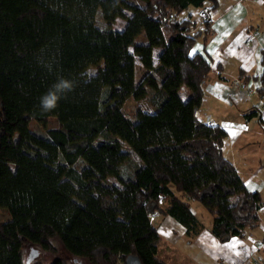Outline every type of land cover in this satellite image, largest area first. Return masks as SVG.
<instances>
[{
	"label": "trees",
	"instance_id": "1",
	"mask_svg": "<svg viewBox=\"0 0 264 264\" xmlns=\"http://www.w3.org/2000/svg\"><path fill=\"white\" fill-rule=\"evenodd\" d=\"M143 1L0 0V208L10 212L0 222V264H28L30 246L54 255L56 240L85 264H124L130 254L141 264H166L151 215L174 217L192 238L203 229L193 200L212 216L220 243L257 226L261 194L246 188L225 157L226 131L197 116L208 56L192 49L210 39L211 20L199 28L191 15L179 17L189 7L210 13L218 0ZM116 17L126 21L121 30L112 28ZM150 22L169 33L157 65L152 44L134 43ZM259 53L256 89L264 100V49ZM41 54L52 71L38 62ZM60 77L75 88L45 112L40 98ZM130 96L148 97L154 112L138 109L130 119ZM52 117L58 128L46 137L29 127H46ZM78 159L87 163L82 171ZM48 264L72 263L56 256Z\"/></svg>",
	"mask_w": 264,
	"mask_h": 264
},
{
	"label": "crops",
	"instance_id": "2",
	"mask_svg": "<svg viewBox=\"0 0 264 264\" xmlns=\"http://www.w3.org/2000/svg\"><path fill=\"white\" fill-rule=\"evenodd\" d=\"M190 8L179 17L191 15L198 22L197 27L202 28L199 23L201 9ZM208 17L211 20L210 39L205 45L199 40L192 49L194 52L205 50L208 56L204 66L203 100L197 116L200 121L218 124L226 131L225 157L234 163L246 188L262 196L259 222L255 228L246 229L243 238L233 236L220 243L211 232L212 216L204 207L203 211L194 204V200L189 201L203 229L190 238L184 225L174 217L152 214L151 221L160 234L157 253L166 264H264V145L261 143L264 124L259 119V106L262 108L263 101L252 89L257 87L255 76L262 69L259 51L264 49V0H218ZM125 23V19L116 17L112 28L121 30ZM148 26L149 23L142 33ZM139 35L134 43L141 41L137 40ZM166 38L157 45L147 39L144 41L152 44L155 65L160 49L168 41ZM139 65L142 74L143 66ZM140 110L154 112L151 104Z\"/></svg>",
	"mask_w": 264,
	"mask_h": 264
},
{
	"label": "rangeland",
	"instance_id": "3",
	"mask_svg": "<svg viewBox=\"0 0 264 264\" xmlns=\"http://www.w3.org/2000/svg\"><path fill=\"white\" fill-rule=\"evenodd\" d=\"M127 1H130L131 3H133L135 5L144 4L145 3L143 0H127ZM191 8L193 9V7H191ZM191 8H190V10H192ZM190 10H188V11L190 12ZM96 19H97V25L100 28H103L106 23H105L104 19L101 18V11L100 10L96 14ZM149 24H150V26H148L146 28L147 31L142 33L141 35H139V37L137 38L138 41L139 40L145 41L147 39L149 41H152V43L154 45H157L164 38H166V37L168 38L169 33L165 32L163 29H160L159 25H157V24H155L153 22H150ZM139 64H140L139 61H136L137 67H136L135 77H136L137 81H139L141 79V69L139 68L140 67ZM96 69H97L96 66L90 67L88 69V73H94L96 71ZM148 106H150V103L147 100V97L143 98L141 100H136V99H133V97L130 96V98L126 99V102L124 104V111L126 112L127 116L130 119L136 120V114H137L136 111L138 109H142V108H145V107H148ZM261 109L262 108L259 106V111L260 112H261ZM29 127L31 128V130L35 134L41 135L43 137H46L47 136V134H46V130L47 129H49V128H58V120H57V118L52 117L48 121V124L46 125V127H42L41 124H39L37 121L36 122L35 121H31ZM261 143H262V145H264V140L263 139H262ZM124 148H125V150L131 152V149L128 147V145L126 143H124ZM131 155H132V157L135 160L140 162L139 159L137 158V156L133 152H131ZM86 165H87L86 161L78 159L76 161V163H75V168L78 171H82L86 167ZM121 172H122V175L124 177H129L133 173L131 166L128 165V164H124L122 166ZM110 180L113 181L114 183H118V180L115 177H110ZM193 202H194V204H197V206L202 208V210L204 211L203 206L199 202H197V201H193ZM195 209L197 210V207H195ZM9 218H10V212H8V209L0 208V222H5V220H7ZM55 244L57 245V249H58L56 254L52 255V254L46 252L43 249L42 250L39 249V253H38L36 259H34V260H38L40 262L48 264V263L52 262L56 256H59V257L68 259L69 261H71L72 264H85L82 261L73 260V258L71 256H69L67 254V252L64 251L62 245H60V243L57 240L55 241ZM31 248L32 247L30 246V247H28L26 249L25 256L28 255V253L30 252Z\"/></svg>",
	"mask_w": 264,
	"mask_h": 264
},
{
	"label": "clouds",
	"instance_id": "4",
	"mask_svg": "<svg viewBox=\"0 0 264 264\" xmlns=\"http://www.w3.org/2000/svg\"><path fill=\"white\" fill-rule=\"evenodd\" d=\"M38 62L46 67L49 71H52L53 64L51 61H47L43 54L38 57ZM94 73H89V77ZM75 88V83L72 80L65 79L63 77L58 78L53 87L40 98V106L43 111L47 112L57 107L58 102L62 98H66L69 92H72Z\"/></svg>",
	"mask_w": 264,
	"mask_h": 264
},
{
	"label": "water",
	"instance_id": "5",
	"mask_svg": "<svg viewBox=\"0 0 264 264\" xmlns=\"http://www.w3.org/2000/svg\"><path fill=\"white\" fill-rule=\"evenodd\" d=\"M39 253V248L36 247H32L30 249V252L28 253V255L26 256V262L29 264L31 263V261H33L34 259H36L37 255ZM124 264H141V261L139 259L138 255H134V254H130L125 258V262Z\"/></svg>",
	"mask_w": 264,
	"mask_h": 264
},
{
	"label": "built area",
	"instance_id": "6",
	"mask_svg": "<svg viewBox=\"0 0 264 264\" xmlns=\"http://www.w3.org/2000/svg\"><path fill=\"white\" fill-rule=\"evenodd\" d=\"M199 15H200L201 19H207L208 18V13H207L206 9H202L200 11ZM252 89L257 91L256 87H252ZM259 97H260V100L263 101V106H262V109H261V118L263 119L264 118V100H263L262 96H259Z\"/></svg>",
	"mask_w": 264,
	"mask_h": 264
}]
</instances>
